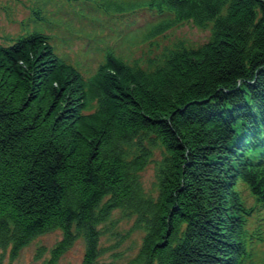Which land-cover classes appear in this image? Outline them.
<instances>
[{
	"label": "trees",
	"instance_id": "1",
	"mask_svg": "<svg viewBox=\"0 0 264 264\" xmlns=\"http://www.w3.org/2000/svg\"><path fill=\"white\" fill-rule=\"evenodd\" d=\"M97 1L154 11L150 36L192 21L210 38L145 68L107 50L89 77L37 30L0 43V264L54 230L41 264L77 237L97 264L113 210L145 231L131 264H247L264 242V0ZM157 150L151 197L139 174Z\"/></svg>",
	"mask_w": 264,
	"mask_h": 264
},
{
	"label": "rangeland",
	"instance_id": "2",
	"mask_svg": "<svg viewBox=\"0 0 264 264\" xmlns=\"http://www.w3.org/2000/svg\"><path fill=\"white\" fill-rule=\"evenodd\" d=\"M96 1L0 0V43L9 45L7 39L37 30L50 37L60 58L89 77L103 61L107 50L126 63H137L145 68L176 42L195 47L210 38V26L198 28L192 21L182 22L161 35L150 36V27L159 21L154 11L142 8L123 13L105 12ZM33 10L39 12L40 19ZM160 159V151H154L139 174L145 194L151 197L158 194L156 173ZM136 221L135 215L113 210L107 221L99 225L97 264H131L145 236L144 229L138 227ZM61 237L59 230L39 235L22 247L15 258L4 254L2 263L41 264ZM40 249L42 252L37 258ZM84 251L85 241L77 237L61 255L58 264H81ZM251 256L247 264H264V242L254 244Z\"/></svg>",
	"mask_w": 264,
	"mask_h": 264
}]
</instances>
